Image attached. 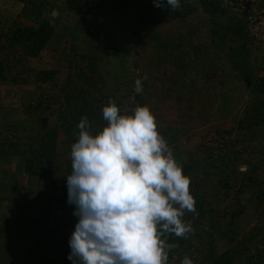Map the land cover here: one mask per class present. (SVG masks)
I'll use <instances>...</instances> for the list:
<instances>
[{
    "label": "rangeland",
    "instance_id": "obj_1",
    "mask_svg": "<svg viewBox=\"0 0 264 264\" xmlns=\"http://www.w3.org/2000/svg\"><path fill=\"white\" fill-rule=\"evenodd\" d=\"M23 1L27 0H0V7L15 14L25 6ZM31 2L40 7L43 19L51 22L54 11L58 13L53 16L59 19L52 42L40 56H31L19 44L6 41L0 47V57L9 55L12 70L22 77L18 82L9 79L0 84V223L5 216L9 220L17 216L11 199L35 206L38 215L37 219L32 218L35 223H29L27 230L10 229L0 235L9 238L16 232L21 241L32 239L35 224L39 226L36 233L44 240L47 235L55 240L57 232L67 231L72 236L75 231L79 219L73 214L76 206L68 203V191L64 190V194L61 185H67L71 146L77 141L69 142L61 133L51 174L59 183L53 184L51 177L31 176L25 170V156L31 148L37 150L40 143L43 127L40 118L45 116L50 123L58 122L60 104L65 105L67 100L62 95L60 103L53 101L61 87L67 88L70 83L84 87L89 115L92 108L108 104L107 95L116 94L131 104L129 97L136 94L135 81L142 80L144 92L147 76L151 94L164 95V100H169L166 104L188 116L185 122L178 120L180 128L176 129L162 127L161 120L156 118L158 131L178 163L183 168L193 167L187 170L188 176L198 177L197 192L208 197L213 209L203 223L208 236L197 238L189 233L187 242L186 237L175 234L166 233V239L161 237L166 246L177 245L172 249L166 247L168 255L179 250L172 257V264H181L186 256L193 264H215L226 251L233 264H264V45H249L244 21L236 11L224 0H215L216 16H212L198 2H190L185 19L151 26L134 37L131 35L134 21L127 15H102L88 7L83 14L74 15L67 11L65 0H31L32 6ZM35 7L31 10L33 17L38 12ZM101 36L106 42L98 68L92 71L78 55L96 54ZM53 70L52 76L49 73L47 80L41 81V71ZM211 76L214 82L209 83L207 79ZM87 79H93L102 93L91 87ZM160 79L170 81L163 83ZM46 101L54 106L37 110L38 103ZM78 103L83 107L80 100ZM89 123L95 124L94 116ZM105 126L101 124L98 129L102 131ZM183 171L186 173L185 168ZM243 175H246L244 183L250 186L246 195L250 205L239 202L235 192L223 186L227 176L238 177L242 182ZM61 197L66 202L59 201ZM195 207L199 208L197 204ZM41 213L44 216L39 221ZM199 217L197 212H185L182 219L197 225ZM42 221L46 222L40 225ZM16 243L11 247L0 246V264L31 263L28 255L14 258L23 253ZM238 243L242 244L237 246ZM43 246L47 260L40 264H50L48 256L55 253V245ZM249 249L252 260L247 257Z\"/></svg>",
    "mask_w": 264,
    "mask_h": 264
},
{
    "label": "clouds",
    "instance_id": "obj_2",
    "mask_svg": "<svg viewBox=\"0 0 264 264\" xmlns=\"http://www.w3.org/2000/svg\"><path fill=\"white\" fill-rule=\"evenodd\" d=\"M155 7L180 8V0H153ZM147 79V76L144 77ZM142 93V80L135 81ZM107 126L93 135L84 117L71 146L68 203L78 222L69 244L73 264H168L165 234L186 237L196 212L191 179L158 131L151 109L121 114L116 102L102 109ZM165 237V239H161ZM181 264H193L184 257Z\"/></svg>",
    "mask_w": 264,
    "mask_h": 264
},
{
    "label": "trees",
    "instance_id": "obj_3",
    "mask_svg": "<svg viewBox=\"0 0 264 264\" xmlns=\"http://www.w3.org/2000/svg\"><path fill=\"white\" fill-rule=\"evenodd\" d=\"M22 1V0H20ZM31 0L23 1L25 3V6L21 8V10H17L16 16L12 18L5 17L1 12L3 11L2 7H0V47L3 45V41L9 42L10 44H19L23 49L27 52V54L31 56H40L41 53L48 47V45L52 42L55 33H56V26L55 24L58 21V17L55 18L53 15L50 17L51 22L49 20L43 19L41 17V12L39 11V8H36L33 4L35 2H31L32 6H34L38 12L36 11L35 17L33 10L34 7H32L30 4ZM193 2H198L200 5L203 6V8L207 11L213 14L216 10V2L215 0H180V8L176 10H172L170 7L165 8H157L154 5L153 0H65L66 9L68 12L74 14V15H80L84 13V8L88 7L89 10H95L97 13H101L102 15H127L129 16V19H132L134 21V24L131 28V35L134 37L140 36L147 28L154 27L158 25L168 24L175 20L185 19L189 14V4ZM166 3V0H165ZM213 8L214 11H213ZM212 16H216L213 14ZM19 18V19H18ZM27 20L31 22L32 24H23V22L20 19ZM99 39V37H98ZM101 42V44H100ZM106 42V39L104 36H101L99 39V48H97V53L94 55H88V54H79V59L82 61H87L86 68L92 71H96L97 63L99 58L101 57L102 50L104 49V43ZM0 55H1V49H0ZM14 69V66L11 63L9 55H2L0 57V84L4 83L5 81L14 80L13 82H18L20 78V73L15 72L12 70ZM71 72V69H69ZM81 70V69H79ZM158 70V68H157ZM83 72V70H81ZM54 73L53 71L46 72L41 71V81H46L47 74ZM72 73V72H71ZM44 75V77H43ZM71 75V74H70ZM69 75V76H70ZM48 78V77H47ZM209 78V77H208ZM90 83L91 87H94L97 92L102 93V90L97 86L95 81L93 79H87ZM163 83L164 81L170 79H160ZM182 80V79H179ZM211 79H207V81L210 82ZM145 81V90L142 93H136L135 95H131L129 97L131 99V104L129 102L123 101L121 98L116 96V94L113 95H107L108 104L110 101H115L118 107L121 109V114H133L134 109L137 106H145L147 105L156 118L161 120V126L166 127V129H176L180 128V124L178 123V120H183V122L186 121L188 116H186L181 110L175 109L173 105L170 103L166 104V101L164 100V95H155L154 93L151 94L150 89L152 86H147V79H144ZM67 82L70 83L72 80L69 78L67 79ZM149 89V91H148ZM62 90V91H61ZM158 91V89H155ZM264 90V88H263ZM59 95H54L55 99L53 98L54 102L60 103V96L64 95L65 99V105L64 103L60 104V110L59 115L56 120L58 122L56 123H50L49 119L45 116H42L40 118V121L43 122V127L41 128V133L39 134L40 143L37 148V150H34L31 148V152H29V155L25 156V162H26V173H29V175H33L39 178H49L51 177V174L53 173L54 167H55V161L57 159V153H58V142L61 137V133L66 135V138L69 142L71 141H77L78 140V124L81 121L82 118L87 117L88 121L89 119H92L94 116V123L90 124L91 128L90 131L93 135H96L99 133L98 127L102 124L105 126L107 123L104 122L103 119V113L102 109L103 106L100 105L94 108H92L89 111V115H86V107L88 106V102L85 99L84 87H78L74 83H70V85L66 88V86L61 87L59 90ZM79 100L83 103V107L80 108ZM102 101V99H101ZM77 104L72 107L73 103ZM107 104V105H108ZM105 105V104H104ZM106 105V106H107ZM131 105V106H129ZM51 106H54L53 103L50 104V101L46 102H39L36 106L37 110H45L46 108H50ZM165 106V110L164 107ZM40 112V111H39ZM164 113V114H163ZM160 126V125H159ZM183 127V126H182ZM43 129V130H42ZM1 147V146H0ZM2 151H0V158L2 157L1 154ZM191 166V165H189ZM189 166L184 167L186 173L185 175L188 176L187 170L190 168ZM183 168V170H184ZM193 169L190 168L189 170ZM246 176V175H245ZM241 178L243 181L240 182L238 177L231 178L230 176H227L226 179L224 178V187L232 189L236 196H238L239 202H243L242 204H249L250 201L247 199V188H249L248 183H244V177ZM191 183H190V193L195 197L196 204L199 206L198 209H196V212L200 216L197 218L198 224H193V231L190 233L192 236L201 238L204 236H208V229L204 227L203 223L204 220H208L207 216L209 217L210 213L213 212V209L208 201V197L203 193L197 192V187L199 186L198 177L194 179V177H191ZM51 181L53 184L59 183V180L51 177ZM233 181V182H232ZM64 187V188H63ZM194 187V189H193ZM61 190L64 193L68 191L67 185H61ZM225 192L227 193V189H225ZM252 192V190H251ZM64 193V194H65ZM12 203L16 205L17 208V216L13 220H9L8 216H5L1 223H0V233H8L10 229H16L18 231H25L29 228V223H35L33 221V217H37L38 212L36 211V207L32 206L29 203L22 202L20 200L14 201L11 199ZM61 202H66L65 197H61L59 199ZM68 208V207H67ZM44 214H40V220H42ZM30 218V219H29ZM210 218V217H209ZM37 219V218H36ZM203 220V221H202ZM47 221V220H46ZM45 221V222H46ZM41 222V224L45 223ZM201 224V226H200ZM33 225V224H32ZM39 225V223H37ZM73 225V224H69ZM8 226V227H7ZM68 226V225H66ZM39 226L33 225L34 231L32 239L29 238L28 240H23L20 238V236H17L18 234L13 233L14 235H11L9 238L2 237L0 235V246L5 247L10 246L11 244L15 243V241H18V244L20 247L18 248L20 252H23L22 254H17L14 256V258H18L19 256H29L31 258L30 264H40L41 261L47 260L46 253L44 252L43 245L48 244L49 246L55 245V253L49 254L48 258L51 262L50 264H73V261L70 260L69 254L66 253V246L68 238L70 239V233H67V231H61V233L57 232L55 240L52 239V235L49 238V235L46 236V240L44 238H41L38 236L37 229ZM213 227H211L212 230ZM68 229V227H67ZM37 232V233H36ZM171 236V235H169ZM166 237V235H165ZM164 237V238H165ZM188 236H186V242L188 240ZM9 239V240H8ZM21 239V240H19ZM180 239H174L173 241H179ZM202 242V241H200ZM193 244V243H192ZM242 243H238L237 246H239ZM28 246V248L23 249L24 246ZM6 246V247H7ZM11 247V246H10ZM9 248V247H8ZM240 247H236L238 249ZM6 249V248H3ZM21 249V250H20ZM2 250V249H1ZM0 250V251H1ZM174 250V249H173ZM176 250V249H175ZM171 251L169 253V264H172L173 262V256L174 254H177L179 250ZM25 254V255H24ZM229 252L227 251L223 253L220 257L215 260V264H233L231 259L229 257ZM247 257H249L252 260L253 253L250 251V249L247 251ZM1 257V256H0ZM12 260L14 259L12 256L10 257ZM9 259V258H8ZM253 262V261H252Z\"/></svg>",
    "mask_w": 264,
    "mask_h": 264
},
{
    "label": "built area",
    "instance_id": "obj_4",
    "mask_svg": "<svg viewBox=\"0 0 264 264\" xmlns=\"http://www.w3.org/2000/svg\"><path fill=\"white\" fill-rule=\"evenodd\" d=\"M244 21L249 45H264V0H224Z\"/></svg>",
    "mask_w": 264,
    "mask_h": 264
},
{
    "label": "crops",
    "instance_id": "obj_5",
    "mask_svg": "<svg viewBox=\"0 0 264 264\" xmlns=\"http://www.w3.org/2000/svg\"><path fill=\"white\" fill-rule=\"evenodd\" d=\"M16 12V11H15ZM5 17H8V18H14L15 16H16V13L14 14V12H12V11H10V10H3L2 12H1ZM57 13H58V11H57ZM14 14V15H13ZM48 48V47H47ZM47 48L45 49V50H47ZM212 77V76H211ZM209 82V81H208ZM212 82H214V79H213V77L211 78V80H210V82L209 83H212ZM74 226V225H73ZM73 226H70V227H73ZM67 229V228H66ZM69 229V228H68ZM71 229L73 230V228H70V231H71ZM75 229V228H74ZM71 238V237H70ZM69 241H70V239L68 238V241H67V246L65 247L66 249V253H68V254H70L71 252H72V249H71V247H70V244H69Z\"/></svg>",
    "mask_w": 264,
    "mask_h": 264
},
{
    "label": "water",
    "instance_id": "obj_6",
    "mask_svg": "<svg viewBox=\"0 0 264 264\" xmlns=\"http://www.w3.org/2000/svg\"><path fill=\"white\" fill-rule=\"evenodd\" d=\"M55 14H57V11H54V12H53V15H55Z\"/></svg>",
    "mask_w": 264,
    "mask_h": 264
}]
</instances>
